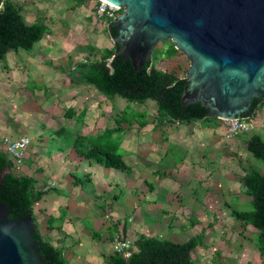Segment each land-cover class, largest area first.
<instances>
[{"label": "rangeland", "instance_id": "1", "mask_svg": "<svg viewBox=\"0 0 264 264\" xmlns=\"http://www.w3.org/2000/svg\"><path fill=\"white\" fill-rule=\"evenodd\" d=\"M7 1L26 24L47 26L31 51H10L0 62V139L30 140L11 172L34 178L45 201L60 203L55 218L85 215L80 242L96 243L98 264L117 244L136 251L140 234L175 243L200 235L194 264H264L260 233L243 220L253 211L243 178L250 170L264 176V163L246 150L252 135L264 141V100L249 130L231 139L224 119L163 123L154 101L106 97L77 74V64L109 62L114 54L111 21L97 18L96 0ZM150 62L178 78L190 66L168 39L156 44ZM39 230L55 244L50 227Z\"/></svg>", "mask_w": 264, "mask_h": 264}, {"label": "water", "instance_id": "2", "mask_svg": "<svg viewBox=\"0 0 264 264\" xmlns=\"http://www.w3.org/2000/svg\"><path fill=\"white\" fill-rule=\"evenodd\" d=\"M105 1L123 9L110 22L120 46L113 57L137 70L168 39L189 59L182 109L198 102L208 109L206 117L233 120L250 111L253 99L264 100V0ZM35 230L30 214L9 220L0 202V264H46Z\"/></svg>", "mask_w": 264, "mask_h": 264}, {"label": "trees", "instance_id": "3", "mask_svg": "<svg viewBox=\"0 0 264 264\" xmlns=\"http://www.w3.org/2000/svg\"><path fill=\"white\" fill-rule=\"evenodd\" d=\"M77 1L81 3L84 0ZM107 29L111 39L118 36V29L111 23ZM46 32L45 23L37 21L26 24L15 5L7 0H0V62L9 51H31ZM119 48V45H114V52ZM113 55L110 62L101 59L77 64L76 72L81 81L109 98L119 96L139 104L147 100L154 101L157 106V118L163 123L187 124L206 119L208 109L198 102L182 109L180 98L185 78H178L173 73L156 69L150 61L135 70L129 60ZM260 102L253 99L250 111L242 115V118L251 116ZM99 140L101 139L93 140V146L97 145ZM246 143L247 151L256 160L264 163V141L258 135H252ZM97 148L99 146L95 147L91 155L97 152ZM13 166L8 157L0 152V177L4 169L9 171L2 179L0 202L8 209L9 220L31 215L34 203L45 195L43 191L34 189L37 184L34 178L13 175ZM243 187L253 198V211L245 215L243 220L260 233L258 243L264 257V176L256 170H250L243 178ZM32 238L46 264H68L62 250L45 240L37 226ZM201 242L200 235L193 236L183 243H175L140 234L136 241V251H133L128 259L113 253L107 257L105 264H194L190 253Z\"/></svg>", "mask_w": 264, "mask_h": 264}, {"label": "crops", "instance_id": "4", "mask_svg": "<svg viewBox=\"0 0 264 264\" xmlns=\"http://www.w3.org/2000/svg\"><path fill=\"white\" fill-rule=\"evenodd\" d=\"M45 197L46 196H43L37 202L38 206L36 211H38V220L35 219L34 221L38 229L44 228L45 231H47V227L51 228L50 233L57 237L54 239L56 240L55 244L51 241L50 242L62 250L63 256L68 260V264H98L100 262L98 256L101 254L95 248L96 243L91 242L88 244H82L83 241L82 243L80 242V237L82 236L81 234L86 233L84 231L87 230L82 222L85 215H75L68 212V214L62 218H55L54 211H57L60 203L57 202L56 204H50L48 201H45ZM46 214L48 215L46 216L48 217V221L42 223L44 218H46L44 217ZM78 242L80 244L76 245ZM71 244L74 246L72 247ZM110 255L112 254H109L108 256ZM105 263L106 260L105 262L103 261V264Z\"/></svg>", "mask_w": 264, "mask_h": 264}, {"label": "built area", "instance_id": "5", "mask_svg": "<svg viewBox=\"0 0 264 264\" xmlns=\"http://www.w3.org/2000/svg\"><path fill=\"white\" fill-rule=\"evenodd\" d=\"M96 16L98 19H107L112 21L119 14L122 13L121 8L114 6L103 0H96ZM110 62V61H109ZM250 118L245 117L241 119L225 120L224 131L225 137L231 139L237 134L247 131L250 128ZM30 145V140L27 137L12 138L4 136L0 140V152L4 153L8 159L17 166L25 157ZM122 244V243H121ZM115 253L121 255L123 258L128 259L132 253L126 243L122 245L117 244L114 248Z\"/></svg>", "mask_w": 264, "mask_h": 264}, {"label": "bare ground", "instance_id": "6", "mask_svg": "<svg viewBox=\"0 0 264 264\" xmlns=\"http://www.w3.org/2000/svg\"><path fill=\"white\" fill-rule=\"evenodd\" d=\"M103 1H105V0H103Z\"/></svg>", "mask_w": 264, "mask_h": 264}]
</instances>
